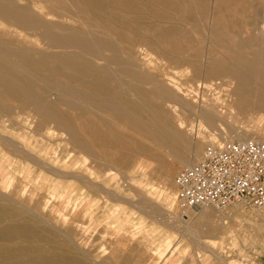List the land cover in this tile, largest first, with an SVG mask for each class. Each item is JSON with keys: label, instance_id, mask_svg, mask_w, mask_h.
Here are the masks:
<instances>
[{"label": "bare ground", "instance_id": "obj_1", "mask_svg": "<svg viewBox=\"0 0 264 264\" xmlns=\"http://www.w3.org/2000/svg\"><path fill=\"white\" fill-rule=\"evenodd\" d=\"M20 2L0 0V24L11 25L27 36L36 33L44 46L37 47L36 41L37 46L23 42L16 47L11 40L0 39V96L12 103L11 106L0 104V223L9 214L30 221L38 231L48 233L65 247L79 250L82 256L73 252L80 257L75 264H117V259L128 249L151 245L135 234L119 233L110 243L111 251H85L73 239L68 226L81 221L89 224L87 230L92 228L96 221L93 211L97 208L104 222L103 213L109 208V202L128 199L118 194L119 180L130 186L136 176L150 181L154 175L159 185L147 181L144 186L151 194L166 196L170 207L175 209L178 205L175 173L201 159L206 145L249 139L264 142V20L257 27L256 38L245 37L240 45L225 46L226 60L234 69L206 71V76L216 73L228 79L221 84L213 81L198 84L209 91L224 88L219 94L222 96L209 101L202 97L199 100V89L194 84L185 87L175 83L173 77L179 69H173L166 59H154V54L141 48L137 53L143 54L142 57H136L134 49L123 46L115 38L107 18L104 19L107 26L96 25L100 29L91 31L94 26L90 27L87 22L86 31L78 30L51 20L42 7ZM192 64L182 72L194 73L195 79L201 69ZM194 118L200 121L198 126L187 122ZM82 121L90 126L86 127ZM93 125L108 127L115 134L112 147L117 156H106L107 150L95 140ZM137 138L141 141H136ZM147 139L154 140L157 149L164 148L159 153L171 159L170 169H153L156 160L146 149L144 140ZM118 150L130 152V158L126 153L118 154ZM149 195L137 189L141 206L142 203L148 204V208L155 205ZM136 202L135 205H140ZM234 203L240 204L234 200L223 208ZM32 204H40L39 209ZM199 207L202 213L198 225L182 217L181 212L189 218L192 210L182 207L176 209L174 222H170L189 225L188 236L194 243L211 249L217 234L233 229L222 226V219L235 216L243 219L240 229L246 230L245 243L264 245V215L246 217L236 207L225 214L221 207L212 204ZM152 208L156 216L169 211L164 206ZM11 233L0 231V237L12 236ZM212 254L226 264L219 251L213 250Z\"/></svg>", "mask_w": 264, "mask_h": 264}, {"label": "rangeland", "instance_id": "obj_2", "mask_svg": "<svg viewBox=\"0 0 264 264\" xmlns=\"http://www.w3.org/2000/svg\"><path fill=\"white\" fill-rule=\"evenodd\" d=\"M189 1L191 2L189 3ZM21 2L42 7L46 10L45 12L49 14L51 20L59 23L64 22V25L67 24V27H74L78 30L86 31L88 28L84 27V25L87 22V24H90V27L94 26L93 29H91V31H93L95 28L100 29L97 28L96 25L99 26L100 24L99 27L104 25L107 26V21H111V25L115 31L114 34L116 35L115 38L121 42L123 46L134 49L136 51V57H142L143 54L137 53V50L141 48L147 49L154 54V59H166V62H168L173 69H179V71L177 70L178 74L177 72L174 74V72L170 71L172 75L174 74L173 78H175V83H179L185 87L194 84V87L199 89V100L207 98L209 101L216 99L218 96H222L219 94H222L220 92H222L224 88L219 91H209L205 89L204 86H198V84L211 81L221 84L228 82V79H225V76L220 77L216 73L206 76V71L210 70V68L234 69L231 62H227L228 58L225 55V48L227 45H240L245 37H249L250 39L256 38L257 27L260 26L264 20V0H21ZM100 2H102V4ZM42 3L44 5H42ZM53 5L56 7L54 8ZM104 19L107 21L104 22ZM0 39L11 40L10 42L16 47L23 45V42L30 43L32 46L35 44L37 46L39 44V46H37L39 48H43L44 46L36 33L27 36L4 22L0 24ZM206 44H208V46ZM192 63H194L197 69H201L200 76L195 79L193 78L194 73H191V75L183 73L186 67H191V65H193ZM183 74L185 76H183ZM112 87L114 88L115 85H112ZM53 96L56 97V95ZM0 104L5 106L12 105V103L3 96H0ZM167 114L168 113L165 111V115ZM187 122L193 126H198V124H200V121L196 118ZM81 123H84L86 127L90 126V124L85 121ZM246 126L247 125L244 127ZM93 127L96 129L95 136L97 139L95 140L99 141L104 146V149L107 150L106 156L110 158L117 156L116 151L112 147V145H115L113 141L115 134L111 133L108 127L101 128L94 125ZM135 140L141 141L138 138ZM144 141L146 149L149 150L148 153H151V158L156 160L153 169H155L154 167L163 168V170L170 169L173 165L171 159L167 154L159 153L160 150H164V148L160 146V148L157 149L155 147V141L152 139ZM118 151V154L122 155L121 153H126V157L130 158V152H124V150ZM165 152L169 153V150ZM175 175H177V172ZM150 179L152 184L159 185L154 175H151ZM147 181L144 177L140 178V176H136L135 181H132L129 186L127 183H123L122 179L119 180L121 188L118 189V194L122 199H128L126 201L124 200V202L122 200L109 202V208L103 213L105 214V217H103L105 219L104 222L101 221V213L98 212L99 208H97V212L93 211L96 221L92 228L87 230L89 224L81 221L69 225L68 228L72 230V237L77 241L79 247L85 251L90 250L94 253L105 250L111 251L112 248L110 243L114 241L119 233H124V236L135 234V237L140 238L141 241H148L151 245L150 248L143 246L135 248L136 250L128 249L121 254V256L119 255L120 258L117 259V264H224L222 261L218 260L216 256L214 257L212 254L213 250H217L221 253L226 264H264V245L260 246L245 243L246 233H244V231L246 230L240 229L243 219H235L237 218L235 216H232V218L226 216L225 220L222 219V226L224 225L229 228L233 227V229H231L232 232L231 230H227L223 234L216 235V242L214 241L216 244L213 246L216 248L211 246L210 249L198 243L196 244L190 240L188 236L189 225H185L181 221H176L173 225L170 223L172 221L174 222V217L177 212L176 209L181 208L178 201H176L178 204L177 207L175 209L171 208L166 196L161 197L158 194H151V191H148L149 188L144 186ZM132 188L136 190L134 191ZM137 189L146 191L147 195L150 194L149 197L153 199V203H155V205H149L151 209L148 208V204H146V208H139L141 202L140 198L136 196ZM130 199L131 202L128 201ZM127 201L128 203H126ZM134 201H137L136 203L140 205H135ZM237 202L240 204H231L227 209L221 207V211L225 214H229L232 207H236L239 209L240 214L246 217L264 215L255 208H249L242 202ZM97 204L99 205V203ZM146 205L142 203L141 207ZM151 206H164L167 211L169 210L168 214L162 212L160 215L161 217L156 216L153 213L154 210L151 211L153 209ZM32 207L39 209L40 204L38 206L32 204ZM200 208L201 207L190 209L189 218L187 214L181 212L182 217L187 219L189 223L198 225V219L202 213V209ZM216 208L215 206L213 207V209L219 212V209ZM38 209L36 210L38 211ZM181 209L185 208L182 207ZM144 211L147 212V214ZM71 212L73 215L74 210ZM148 213H150V215H148ZM151 215L153 216V221H151ZM73 218L78 219L75 217ZM167 221H169V224ZM207 224L208 223H206V225ZM0 225H2L0 226V231L7 230V232L9 231L10 233L11 231H17L16 234L11 233L12 236L6 234L0 237V264H75V260L80 259V257L73 252H78L82 256L81 252L76 248L74 249L72 247L71 250L65 247L60 241H56V239H53L48 233L40 230L38 231L30 221L19 220L14 214H9L8 217L5 216L4 221L1 222ZM136 227L137 229H134ZM138 233L141 234V236H139ZM167 239L170 240V243L166 242ZM152 245L155 248H153ZM162 248L164 250H162ZM154 251H158V254L153 255L156 254ZM162 252H165L164 255ZM158 256H161V259Z\"/></svg>", "mask_w": 264, "mask_h": 264}, {"label": "built area", "instance_id": "obj_3", "mask_svg": "<svg viewBox=\"0 0 264 264\" xmlns=\"http://www.w3.org/2000/svg\"><path fill=\"white\" fill-rule=\"evenodd\" d=\"M201 159L177 172L176 201L197 209L236 200L264 214V142L249 139L205 146Z\"/></svg>", "mask_w": 264, "mask_h": 264}]
</instances>
